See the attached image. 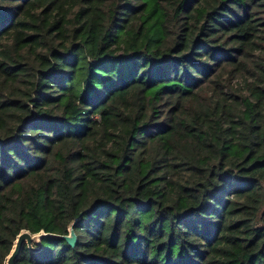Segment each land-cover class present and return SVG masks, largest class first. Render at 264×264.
<instances>
[{
	"label": "trees",
	"instance_id": "16d2710c",
	"mask_svg": "<svg viewBox=\"0 0 264 264\" xmlns=\"http://www.w3.org/2000/svg\"><path fill=\"white\" fill-rule=\"evenodd\" d=\"M70 227L16 264H264V0H0V264Z\"/></svg>",
	"mask_w": 264,
	"mask_h": 264
},
{
	"label": "water",
	"instance_id": "95a60500",
	"mask_svg": "<svg viewBox=\"0 0 264 264\" xmlns=\"http://www.w3.org/2000/svg\"><path fill=\"white\" fill-rule=\"evenodd\" d=\"M44 237H61L71 245H73L76 241L75 233L71 227L69 228V234L62 236L52 233H45L43 231L31 233L28 230H21L15 238L10 253L6 257L5 264H16V261L24 245H26L31 251H38L42 247L41 240Z\"/></svg>",
	"mask_w": 264,
	"mask_h": 264
}]
</instances>
